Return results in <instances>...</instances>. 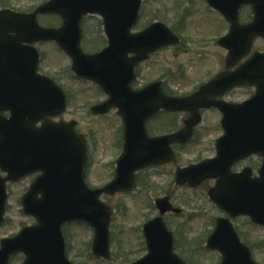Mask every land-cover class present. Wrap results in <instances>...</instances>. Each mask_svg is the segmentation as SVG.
Listing matches in <instances>:
<instances>
[{
    "label": "water",
    "instance_id": "1",
    "mask_svg": "<svg viewBox=\"0 0 264 264\" xmlns=\"http://www.w3.org/2000/svg\"><path fill=\"white\" fill-rule=\"evenodd\" d=\"M264 5V0H260ZM208 4L226 16L233 25L228 37L219 42L229 49L227 68L233 67L248 53L256 25L244 32L237 24L238 10L246 4L255 7L254 0H207ZM142 0H53L34 14L0 12V226L6 212L7 182L42 172L31 191L23 199L24 213L37 219V226L24 229L17 237L3 241L0 264L23 253L24 264H71L66 258L64 225L72 221L85 222L95 231L93 254L110 258L111 209L99 202L103 194L131 192L136 186L135 173L149 166L162 165L174 159L171 145L185 144L200 124L199 110L215 107L203 96L224 95L239 85H254L258 94L249 103L229 106L224 111L227 135L217 145L218 157L185 170H178L177 185L197 188L201 183L217 179L209 192L219 209L229 217L249 215L264 226V165L260 179L252 180L250 170L231 175L234 163L258 154L264 159V93L260 56L253 57L234 73H225L206 85L200 93L185 99H169L160 85L133 93L134 69L163 47L179 43V39L163 23H155L139 35L131 28L138 22ZM57 13L63 17L60 29L39 26L40 14ZM86 15H98L104 21L109 46L95 56L84 55L80 49V24ZM239 36H243L240 39ZM246 40L244 37H246ZM55 41L73 62V73L84 80L99 84L110 100L93 108L94 114H107L112 108L120 110L125 121V151L117 163L113 182L102 190L87 188L84 182L86 161L85 139L77 135L75 123H53L51 118L66 110V97L50 79L38 75L40 55L33 44ZM243 43L246 51L238 44ZM129 53L135 58L127 59ZM264 83V82H263ZM224 108V109H223ZM189 112L186 128L175 136L150 139L146 123L159 111ZM10 112V118L3 114ZM41 123V127L37 125ZM264 164V162H263ZM39 195L42 198H38ZM161 216L143 228L148 256L134 264H185L174 254V235L168 232L162 216L173 210L169 200H158ZM210 250L222 254V264H256L229 219L219 220L215 232L207 241Z\"/></svg>",
    "mask_w": 264,
    "mask_h": 264
},
{
    "label": "rangeland",
    "instance_id": "2",
    "mask_svg": "<svg viewBox=\"0 0 264 264\" xmlns=\"http://www.w3.org/2000/svg\"><path fill=\"white\" fill-rule=\"evenodd\" d=\"M2 1L16 11L28 13L48 0ZM143 6L142 19L134 32L145 29L151 22L161 21L170 29L175 28L182 44L161 51L143 65L139 71L142 82L157 80L165 71L166 89L173 96H185L193 92L196 86L225 70L227 52L217 46L216 42L226 29H223L218 14L213 13L204 0H145ZM41 22L44 26L49 22H53L52 25L56 27L61 25L60 20L57 22L52 18H42ZM83 31V48L86 47V51L88 49L93 52L105 44L100 19L97 17L85 19ZM38 49L43 54L41 73L56 77L70 97L68 112L58 120L76 121L80 132L89 140L93 165L87 182L90 187L100 188L112 180L116 161L122 153V143L121 147L117 146L121 141L122 121L115 115V111L107 116L92 115L90 108L106 100L105 95L97 92V87L92 83L75 79L74 74L67 72L71 67L70 59L65 53H60L54 44H45ZM242 95L239 93V96ZM183 119L185 116L179 117L176 122L180 127ZM217 119L214 114L205 115L203 124L197 128L196 139L187 147L176 148L177 160L174 164L139 172L137 180L142 184L139 183L135 192L113 198L103 196L102 202L111 206L115 213L111 230V261L105 262L91 256L90 245L94 236L91 229L84 225H71L67 230L71 238L69 259L75 264H130L138 261L146 256L141 228L148 220L158 217L159 212L155 208L157 198L169 197L173 206L183 211L179 217L170 214L165 217L168 228L178 236L179 243L180 238L183 243H180L181 246L177 244L176 253L188 264H218L220 254L205 248V240L212 233L213 222L223 217L207 197L214 182L205 183L200 190L176 187L174 184L177 168H185L216 156L214 143L219 137L214 128ZM164 121L165 118H160L150 124V136H154L152 131L163 129L161 124ZM31 181L27 178L10 185L7 220L0 230V241L34 224L32 217L24 216L20 204ZM247 221L237 219L234 225L237 230L247 234L252 244L254 261L264 264V229L251 226ZM17 258L14 264H21L22 259Z\"/></svg>",
    "mask_w": 264,
    "mask_h": 264
},
{
    "label": "flooded vegetation",
    "instance_id": "3",
    "mask_svg": "<svg viewBox=\"0 0 264 264\" xmlns=\"http://www.w3.org/2000/svg\"><path fill=\"white\" fill-rule=\"evenodd\" d=\"M254 2L255 3L257 2L255 7L246 5L239 10V24H241L242 26L246 27L247 25H251L252 22L255 20V16H256V21H257L258 17H261L262 22L264 23V5L259 4L258 3V2H260L259 0H254ZM219 18L221 19L220 21L222 22V25L224 27L223 29H226L225 32H227V30L230 29V24H228V22L226 20H224L221 16H219ZM262 26H264V25H262ZM263 30H264V28H263ZM101 49H103V48H101ZM254 53H259L261 71L262 70L264 71V39L261 37H258V39L254 40L252 42V47L250 49V53H249L248 57L245 58L244 60H242L241 62H239V64L245 63L251 57V55H253ZM157 55L158 54H156L155 56H157ZM132 57H133V54L130 53L128 56V59L132 58ZM146 63H148V62L141 63L138 70L136 71L137 72V79L134 82L135 84L133 86V88L135 90H141V88H144L145 86H147L149 84H152L153 80H150V81L148 80L146 82H142V80H141L142 76H140L139 71L143 67V65H145ZM165 77H166L165 71H163L161 78H159L157 81L162 82L163 91L166 94L171 96L172 95L171 92H169L166 89V84H165L166 81H164ZM261 77H262V88H263V93H264V83H263L264 82V76H261ZM256 91H257V88H255V87L241 86L237 89H234L233 91H229L228 93H226L222 96H218L215 99V101L221 102V103L223 102V103L228 104V105L229 104L239 105L240 103L248 101L250 99V97H252L256 93ZM239 93H243V95L239 96ZM207 114H214L217 116L218 119L216 120L214 130L216 131V133H218V137L223 136L225 134L224 133L225 129H224L223 122H222L223 111L219 107L216 109H207V110L203 111V113H202L203 121H204L205 115H207ZM169 116H172V114H168V113L164 112V113H161L158 117L153 119V121H152L153 123H154V121L156 122L160 118H162V119L165 118V120H166L163 122V124H161V125H163V129H159V131L155 130V132H153L155 134V136H165V134H168L170 131H173V128H170V126H172V124L170 122H168ZM182 123H183V120L181 121V124ZM87 143H88V140H87ZM87 150H88V160H89V167H88L87 171L89 174L90 169H91V164H92L91 150H90L89 144H88ZM256 163H257V157L252 156L251 158L246 159V160L242 161L241 163H237L234 172L240 173V172H242V170L246 166H249L252 170H254L253 174L256 176V174H255V172H257V164ZM64 237H66L68 254L70 255V253H71L70 239L71 238L69 237L66 230L64 231Z\"/></svg>",
    "mask_w": 264,
    "mask_h": 264
}]
</instances>
